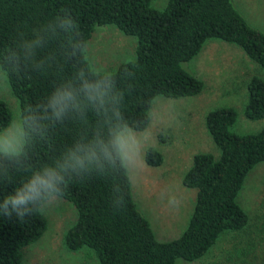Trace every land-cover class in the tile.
I'll return each mask as SVG.
<instances>
[{
    "label": "trees",
    "instance_id": "obj_1",
    "mask_svg": "<svg viewBox=\"0 0 264 264\" xmlns=\"http://www.w3.org/2000/svg\"><path fill=\"white\" fill-rule=\"evenodd\" d=\"M105 23L136 36L134 58L112 71L94 69L85 52L95 26ZM212 37L237 44L264 69V31L232 0H166L162 7L152 0H0V67L18 99L23 134L17 151L0 150V264H22V248L47 227L40 205L52 195L76 208L65 246L92 248L100 264L195 260L223 230L247 225L237 195L264 161V127L233 130L235 107L205 114L220 152L194 153L183 174L182 183L196 188V196L177 237L155 236L120 153L119 131L146 128L156 95L201 91L202 79L182 62ZM247 89L245 116H264V79L252 76ZM11 119L0 98V131ZM144 158L160 165L163 154L148 146ZM9 196L25 199L15 205Z\"/></svg>",
    "mask_w": 264,
    "mask_h": 264
},
{
    "label": "rangeland",
    "instance_id": "obj_2",
    "mask_svg": "<svg viewBox=\"0 0 264 264\" xmlns=\"http://www.w3.org/2000/svg\"><path fill=\"white\" fill-rule=\"evenodd\" d=\"M165 1L152 0V5L162 7ZM232 1L251 25L264 31V0ZM135 46V35L105 23L95 26L85 52L94 69L112 71L120 62L134 58ZM182 65L202 79L201 91L179 97L156 95L147 127L137 130L126 126L118 133L133 197L160 240L177 237L192 213L196 188L184 185L182 176L194 153L220 152L206 128V112L231 105L237 110L233 130L249 132L264 127V116L250 119L244 114L247 83L252 76L264 79V69L240 46L212 37ZM0 98L12 111L10 124L0 131V150L17 151L23 141L19 104L1 67ZM148 146L162 152L160 165L145 161ZM237 199L248 212L247 225L241 230H223L204 256L191 261L178 258L177 264H264V161L248 173ZM40 210L48 224L37 240L22 248V264H100L92 248L71 250L64 244V233L77 216L70 200L52 195Z\"/></svg>",
    "mask_w": 264,
    "mask_h": 264
},
{
    "label": "clouds",
    "instance_id": "obj_3",
    "mask_svg": "<svg viewBox=\"0 0 264 264\" xmlns=\"http://www.w3.org/2000/svg\"><path fill=\"white\" fill-rule=\"evenodd\" d=\"M8 199L15 205H19L20 203H23L24 202V197H20L19 199H17L16 197L14 196H9Z\"/></svg>",
    "mask_w": 264,
    "mask_h": 264
}]
</instances>
